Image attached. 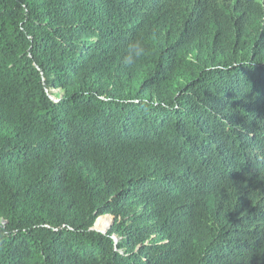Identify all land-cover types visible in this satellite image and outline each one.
I'll use <instances>...</instances> for the list:
<instances>
[{"label":"trees","instance_id":"16d2710c","mask_svg":"<svg viewBox=\"0 0 264 264\" xmlns=\"http://www.w3.org/2000/svg\"><path fill=\"white\" fill-rule=\"evenodd\" d=\"M0 264H264V0H0Z\"/></svg>","mask_w":264,"mask_h":264},{"label":"clouds","instance_id":"9594fccd","mask_svg":"<svg viewBox=\"0 0 264 264\" xmlns=\"http://www.w3.org/2000/svg\"><path fill=\"white\" fill-rule=\"evenodd\" d=\"M147 53L146 38L143 34L138 35L128 45V54L125 57V63L135 65Z\"/></svg>","mask_w":264,"mask_h":264},{"label":"water","instance_id":"95a60500","mask_svg":"<svg viewBox=\"0 0 264 264\" xmlns=\"http://www.w3.org/2000/svg\"><path fill=\"white\" fill-rule=\"evenodd\" d=\"M113 222H114V220H113V218H111V225H110V227H109L106 231L101 232V233H106V232H108V231L110 230L111 226L113 225ZM95 226H96V224H95ZM95 226H94V228H93L94 230H96ZM99 232H100V231H99Z\"/></svg>","mask_w":264,"mask_h":264},{"label":"rangeland","instance_id":"374dc122","mask_svg":"<svg viewBox=\"0 0 264 264\" xmlns=\"http://www.w3.org/2000/svg\"><path fill=\"white\" fill-rule=\"evenodd\" d=\"M105 217H108V218H110L111 219V217L110 216H105ZM99 219H101V218H99ZM97 223V222H96ZM110 225H111V223H110ZM110 225L108 226V228L110 227ZM95 228H96V230L97 231H100V232H104V231H106V230H100V229H98L96 226H95Z\"/></svg>","mask_w":264,"mask_h":264}]
</instances>
